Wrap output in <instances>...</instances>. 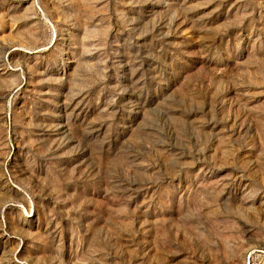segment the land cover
I'll list each match as a JSON object with an SVG mask.
<instances>
[{"label":"rangeland","instance_id":"1","mask_svg":"<svg viewBox=\"0 0 264 264\" xmlns=\"http://www.w3.org/2000/svg\"><path fill=\"white\" fill-rule=\"evenodd\" d=\"M0 264H264V0H0Z\"/></svg>","mask_w":264,"mask_h":264}]
</instances>
